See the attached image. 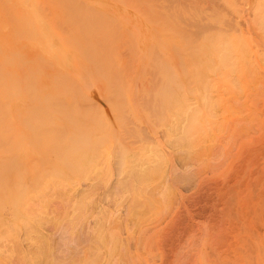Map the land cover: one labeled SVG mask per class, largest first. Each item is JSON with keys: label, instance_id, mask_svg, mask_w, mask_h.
I'll list each match as a JSON object with an SVG mask.
<instances>
[{"label": "rangeland", "instance_id": "obj_1", "mask_svg": "<svg viewBox=\"0 0 264 264\" xmlns=\"http://www.w3.org/2000/svg\"><path fill=\"white\" fill-rule=\"evenodd\" d=\"M80 1L0 28V264H264V0Z\"/></svg>", "mask_w": 264, "mask_h": 264}, {"label": "bare ground", "instance_id": "obj_2", "mask_svg": "<svg viewBox=\"0 0 264 264\" xmlns=\"http://www.w3.org/2000/svg\"><path fill=\"white\" fill-rule=\"evenodd\" d=\"M53 1H54V2H53ZM56 1H57V2L59 1V2H61V3H63L62 1H64L63 4H66L67 2H68V3L71 2V3L73 4L75 1H76L75 3H77V0H0V23L3 25V26H2V25L0 24V26H1L0 28H3V27H4L3 30L5 31V33L8 32V33H10L11 35L17 36V38L14 37V38H15V41H14L13 36H8V34H7V36H8L10 39H9V40H6V39H8V38L6 37V39L4 38L5 40H3V41H10V40H11V37H12V40L14 41V43H15V45H16V43H17V42H16V39H17L18 42L21 41V43H22V39H23V40H25L27 47H28L29 49H33L32 47H29V46H30V44H29V43H30L29 38L32 37V33H30V35H27V37H28V41H29V42L27 41V39H25V38H26L25 35L28 34L29 32L26 30V27H27V26H24V25H25V24H24V20L26 21V19H29V20L33 21L32 23H34V20H35V23H36L37 21H39V22L41 21V24H43V25H44V24H45V25L50 24V22H48V21H50V19H51L50 16H52V15L50 14V12L52 11V9L50 8V5H51L52 3L55 5V4H56ZM69 1H70V2H69ZM83 1H84V2H87V3L90 2L91 4H92V2H93V3H95L94 5H96V3H99V2H102V3L105 2L104 0H81L80 2H83ZM108 1H110V2H111V1H119L122 5H123V4H124V5L126 4V6H127L128 1L130 2L131 0H108ZM125 1H126L127 3H125ZM134 1H135L136 3H138V5H139V4L143 5L142 2H144V1H145V2H146V1H147V2H150L151 0H149V1H148V0H134ZM134 1H132V4H133L132 6H135V3H133ZM137 1H138V2H137ZM140 1H142V2L140 3ZM155 1H157V0H154V2H155ZM167 1H168V0H167ZM51 2H52V3H51ZM65 2H66V3H65ZM78 2H79V0H78ZM84 2H83V3H84ZM106 2H107V1H106ZM122 2H123V3H122ZM147 2H146V3H147ZM61 3H60L59 5H61ZM68 3H67V5H70V4H71V3H70V4H68ZM75 3H74V4H75ZM111 3H112V2H111ZM117 3H118V2H117ZM53 4H52V5H53ZM79 4H80V3H79ZM79 4H78V5H79ZM105 4H106V3H105ZM121 4H120V5H121ZM144 4H145V3H144ZM76 5H77V4H76ZM80 5H81V4H80ZM82 5H83V4H82ZM128 5H129V3H128ZM130 5H131V3H130ZM65 6H66V5H65ZM52 7H59V6H58V3H57V6L55 5V6H52ZM22 9H23V10H22ZM24 9H25V10H24ZM53 11H54V10H53ZM51 13H52V12H51ZM54 13L57 14L58 12H54ZM54 13H53V15L55 16L56 14H54ZM59 15H60V11H59ZM57 16H58V15H57ZM15 19H16V20H15ZM52 19H53V18H52ZM21 20H22V24H23V25H21L20 23H19L20 25L18 24V22H20ZM29 20H27L25 23L27 24V22H29L28 25H29V27H30V25H32V23H30ZM10 21H11V22H12V21H13V22L17 21V24H15V23H14L15 25H14V24H11ZM8 22H9L10 24H9ZM42 22H43V23H42ZM44 22H45V23H44ZM46 22H47V24H46ZM35 23H34V25H36ZM37 24H38L39 26H41L38 22H37ZM34 25H33V30L35 29V26H34ZM38 25H37V26H38ZM45 25H44V27H45ZM16 26H17V27H16ZM37 26H36V29H37ZM48 26H49V27H48ZM48 26L46 27V28H47V31H45V32L42 31L43 33H45V34H46V33H50V32H49V31H50V29H49V28H50V25H48ZM14 27H16V28H14ZM22 27H23V28L25 27V28L23 29ZM29 27H27V28H28V29H31V27H30V28H29ZM44 27H43V30L45 29ZM21 28H22L25 32H26V31H27V32L24 33V31H23ZM38 28H39V27H38ZM13 29H15V30H13ZM17 29H18L19 31H18ZM20 29H21V30L23 31V33L25 34L24 36H23V35H19V34H22V31H21ZM39 29H40V31L42 30V28H39ZM31 30H32V29H31ZM45 30H46V29H45ZM48 30H49V31H48ZM0 31L2 32L1 29H0ZM6 31H7V32H6ZM35 31L37 32L38 29L35 30ZM40 31H39V32H40ZM12 32H13V34H12ZM15 32H16V34H15ZM17 32H18V33H17ZM32 32H33V31H32ZM42 32H41V33H42ZM53 32H54V31H53ZM55 32H57V31L55 30ZM5 33H0V40L3 39V38H2L3 35L6 36ZM34 33H35V32H34ZM59 33H60V32H59ZM2 34H3V35H2ZM17 34H18L19 36H23L22 38L19 37L21 40L18 39V35H17ZM37 34H38V33H37ZM39 34H40V33H39ZM45 34H44V36H45ZM42 35H43V34H41V36H42ZM46 35H48V37L45 36L46 39H49L50 34H46ZM56 35L59 36V34H56ZM60 35H61V37H62V33H60ZM30 36H31V37H30ZM34 36H35V35H34ZM36 36H37V35H36ZM36 36H35V39H36ZM24 37H25V38H24ZM38 37H40V36H38ZM38 37H37V38H38ZM54 37H55V36H54ZM42 39H43V38H39V40H38L39 43L42 42L41 47H45V44H46V45L49 44V42L47 43L46 40L43 41ZM58 39H59V38H58ZM177 39H178V40H177V42H176V43H177L176 51H180V52H181V51H182V52H188V50H191V49L195 48V47H194L195 45L193 44L192 41L189 42V43H188L187 41H185V39L183 38V34H182V36L180 35ZM19 40H20V41H19ZM33 40H34V38H33ZM40 40H42V41L40 42ZM60 40H61V39H60ZM36 41H37V40H36ZM36 41L31 42V46H34V44H35ZM47 41H48V40H47ZM49 41H50V39H49ZM27 42H28V43H27ZM44 42H46V43H44ZM1 43H2V42H1ZM7 43H8L7 45H8L9 47L6 46V45H5V46L11 49V47H12L11 45L13 44V42L10 41V42H7ZM10 43H12V44H10ZM21 43H20V44H21ZM23 43H24V42H23ZM23 43H22L21 45H23ZM33 43H34V44H33ZM39 43H38V46H40ZM3 44H4V42L2 43V46H1V44H0V46H1L2 49H3ZM5 44H6V43H5ZM9 44H10V45H9ZM17 44L19 45V43H17ZM28 44H29V45H28ZM32 44H33V45H32ZM15 45H13V47H14ZM18 45H17L16 47H18ZM35 45H37V42H36ZM43 45H44V46H43ZM49 45H50V44H49ZM38 46H37V47H38ZM6 47H4L5 52H6V49H7ZM34 47H35V46H34ZM37 47H35V49H36ZM49 47H50V46L45 47V48L47 49V48H49ZM21 48H23V49L26 48V47H25V43H24V47H21ZM21 48H20V49H17L15 52L18 51V53H20ZM71 48H72V47H71ZM73 48H74V47H73ZM73 48H72V49H73ZM75 48H77V47H75ZM2 49H0V53H1V54L4 53L3 55L6 56V55H5V52H3ZM26 49H27V48H26ZM26 49L23 50V51H24V54L27 52ZM29 49H28V51H29ZM39 49H41V48L39 47ZM8 50H9V49H8ZM8 50H7V51H8ZM13 50H15V49L13 48ZM19 50H20V51H19ZM49 50H50V49H49ZM49 50H48V52H49ZM51 50H52V49H51ZM69 50H70V49H69ZM1 51H2V52H1ZM11 51H12V50H11ZM25 51H26V52H25ZM30 51H31V50H30ZM38 51H39V50L37 49V51H36L37 53L34 54V55L37 54V56H36V60H37V61H36L35 63H39V62L41 63V61H43L42 59H40V61L38 62L39 58H41V55L39 56V54L41 53V50H40V52H38ZM55 51H56V50H55ZM9 52H10V51H9ZM12 52H14V51H12ZM12 52H11V53H12ZM15 52H14L13 54H9V53H7V56H6L7 59H6V60H4L3 55L0 54V57L2 56V58H3V59H2L3 61L0 60V62L2 63V62L5 61V62L8 63V62H9L8 60H10V59H11V61H10L11 63L15 62L16 59H15L14 57L18 58V55H17V56H14V55L16 54ZM53 52H54V50H53ZM57 52H58V51H57ZM75 52H76V51H75ZM79 52H80V51H79ZM79 52H78V53H79ZM18 53H17V54H18ZM21 53H22V51H21ZM58 53H59V52H58ZM60 53H62V52H60ZM80 53L82 54V52H80ZM8 54L10 55V57L8 56ZM22 54H23V53H22ZM24 54H23V56H24ZM27 54H29V53L27 52ZM27 54L25 55V57L28 58L29 55H27ZM48 54H49V53H47V55H48ZM53 54H54V57H56V55H58V54H56V53H53ZM64 54H65V53H64ZM34 55H33V56H34ZM60 55H61V54H60ZM67 55H68V54H67ZM72 55H73V54H72ZM11 56H14V57H12V58H13V61H12ZM49 56H50V55H49ZM49 56H48L47 62H46V60H45V62H46L47 64L45 63L46 65H44V61H43V62H42L43 64L41 63V65H44L45 67L48 66V69H49V71H50V68H51L52 66H51V64H48L49 58H51V56H50V57H49ZM6 57H5V58H6ZM29 57H30V56H29ZM31 57H32V56H31ZM37 57H38V59H37ZM52 57H53V56H52ZM59 57H60V56H59ZM9 58H10V59H9ZM19 58H20V55H19ZM19 58H18V59H19ZM60 58H61V57H60ZM68 58H69V57H68ZM0 59H1V58H0ZM24 59H25V58H24ZM58 59H59V58H58ZM62 59H63V58H62ZM19 60H20V59H19ZM30 60H33V59L31 58ZM53 60H55V59H53ZM56 60H57V59H56ZM25 61H27V60L25 59ZM62 61H63V60H62ZM67 61H70L69 64H71V62H72L71 59H67ZM17 62H18V60H16V63H17ZM1 63H0V67H1V66H5V67H2V68H1V70H0V74H1L2 76L4 75L5 78L8 77L9 80H7V81H9V82L5 81V82H6V83H5V82L3 81L4 76L2 77V76L0 75V97H2V96L4 95L5 92L7 93V95H6V93H5V95L8 96V92H7V91H9V93H10V90H11L9 86H11V85H15V86H13V87H16V85H17V86H18V85L20 86V83H21V84L23 83V81H24L23 78H25V77L28 78L29 80H31V79H33V81L35 80V82H32V83L35 84V87L39 86V85H38L39 82H40V83H46V84H47V87L50 86V85H49V83L51 82V81H50V76H49V75H50V72H46L47 69H46L45 67L42 66L43 68L46 69L45 72H46V73H49V74H46V73L43 71V68L40 67V66H41V65H39L40 63H39V64H36L37 66H39V67L36 66V68L33 67L34 64H35L34 62H33V66L30 64L31 67H29V68H31V71H30V70H29V71L31 72L30 76H32V75H33L32 70H35V69L39 70V69L41 68V69H42V70L40 69L41 71L39 70V71L37 72V70H36L35 72H36V74L39 75V76H40V73H41V72H42V73L44 72L45 75H42V74H41V76H42L41 78H42V79L36 77L37 75H35L36 78H35L34 76H32V77L30 78V77L27 75L28 72H26V74H25V75H27L28 77H27V76H23V78H22L21 73H22V75H24L23 72H25L26 69L23 70V68H25V67H23V66H24L23 64H25V63L22 64L21 61L19 62V64H15V65H14V66H16V65L19 66L20 64L22 65L20 68H21V70H23V71H21L20 68H18V69L21 71L20 74H19V72H16V71H17V70H16V67H14V69H12V64L9 65V67H11V69H9V67H6V65H7L6 63H3V64H1ZM49 63H51V60H50ZM8 64H9V63H8ZM13 64H14V63H13ZM26 64H27V63H26ZM28 64H29V63H28ZM65 64H68V63H65ZM30 65H25V66L28 67V66H30ZM49 65L51 66L50 68H49ZM7 66H8V65H7ZM53 66H54V65H53ZM57 66H58V65H57ZM4 68H6V70H5ZM7 68H8V70H7ZM32 68H34V69H32ZM60 68H61V67H60ZM2 69H3V70H2ZM51 69H52V68H51ZM11 70H12V71H11ZM13 70H14L15 72H14ZM27 70H28V68H27ZM1 71H2V72L4 71L3 73H5V74H3ZM5 71H6V72H5ZM8 71H9V72L11 71L12 74L10 73L11 75H9V72H8ZM54 71H55V70H54ZM54 71H53V72H54ZM35 72H34V73H35ZM13 73H15V74L17 73V74H19V75L16 74L17 76H14L15 74L13 75ZM44 73H43V74H44ZM58 73H59V71H58ZM58 73H57V74H58ZM62 73H63V72H62ZM62 73H61V74H62ZM7 74H8V75H7ZM6 75H7V76H6ZM46 75L48 76L49 79H46V78H45V77H47ZM62 75H63V74H62ZM62 75H61V76H62ZM10 76H11L12 78L15 77V79H16L18 82H16V80H15V83H16V84H10V81H11V80H12L11 83L14 82V79L11 78V80H10ZM13 76H14V77H13ZM18 76H19V77L21 76L20 78L23 79V80H19L20 78H16V77H18ZM43 76H45V77H43ZM59 76H60V75H58L57 77L59 78ZM61 76H60V77H61ZM63 76H64V75H63ZM57 77H56V78H57ZM26 78H25V79H26ZM37 78H38L39 80H41V81H39V80L37 81V80H36ZM43 79L45 80L44 82H42ZM59 79H60V84H61V80H62V82H63L64 80H63V78H59ZM4 80H6V79H4ZM29 80H28V81H29ZM46 80H47V81H50V82H46ZM57 80H58V79H57ZM57 80H56V81H57ZM65 80H66V77H65ZM19 81H20V83H19ZM56 81H55V82H56ZM37 82H38V83H37ZM57 82H59V80H58ZM8 83H9V84H8ZM17 83H18V84H17ZM25 83H26V81H25ZM25 83H23V84H24V88L27 87V86L25 85ZM29 83L32 84L31 82H29ZM29 83H27L28 86L30 85ZM40 83H39V84H40ZM51 83H53V82H51ZM6 84H7V85H6ZM34 84H32L33 88H34ZM46 84H44V85L41 84V85L39 86L40 88H41V86H43L42 89H40V91H41V90H42V91H45V90H43V89H46L47 92H48L49 89L44 88V87H46ZM54 84H55V83H54ZM54 84H53V85H54ZM58 84H59V83H57V86H56V87H58V88H55V87L53 88L54 90L56 89V91H57L58 89H60L59 86H58ZM5 85H6V86H5ZM48 85H49V86H48ZM7 86H8V87H7ZM22 86H23V85H21V89L19 88V90H18V88H14L15 91H14V89H13V91L16 92V89H17V91H20V92L22 91V94H23V91H24L25 89H24V88L22 89ZM54 86H55V85H54ZM61 86H62V84H61ZM67 86H68V85H67ZM67 86H65L64 89H66ZM50 87H51V86H50ZM50 87H49V88H50ZM5 88H6V89H5ZM7 88H8V90H7ZM11 88H12V87H11ZM33 88H32V90H33ZM27 89L29 90L28 87L26 88V91H27ZM30 89H31V86H30ZM36 90L38 91L39 88H36ZM36 90L34 89L32 92L34 93V91H36ZM54 90H53L52 92H54ZM60 90H63V89L61 88ZM26 91H24V95H25L24 100H26V99L29 98V95H30L29 92H30L31 90H29V91H27V92H26ZM37 91H36V92H37ZM67 91H68V89H67ZM67 91H66V93H69V92H67ZM14 92H13V93H14ZM20 92H19V93L16 92V93H18L17 96L21 94ZM32 92H31V93H32ZM36 92H35L34 94H36ZM38 92H39V91H38ZM58 92H59V91H57V93H58ZM16 93H15V95H16ZM25 93H28V94H29V95H28V98H26L27 95H26ZM40 93H41V92H40ZM43 93H44V92H43ZM43 93H42V95H43ZM45 93H46V91H45ZM45 93H44L43 96H44V97L47 96V97H46V99H44V97H43L44 100H42V101H46V102H48V104H50V100H52V99H50V94L53 95L54 93H50V90H49V92H48V93H49V94H48L49 96H48V95L45 96ZM22 94H21V95H22ZM46 94H47V93H46ZM12 95H14V94H9V96H10L9 99H10L11 97H14V96H15V95H14V96H12ZM21 95H20V98H23V97H21ZM37 95L40 96L41 94L39 95V93H38ZM37 95H36V96H37ZM56 95H57V94H56ZM60 95H61V94H60ZM6 96H5V98H8V97H6ZM17 96H15L17 99L12 100V98H11V100H12V101H17V102H18V101H21V100L23 101V99L19 100L20 98H18ZM32 96H34V97L36 98L35 95L32 94ZM38 96H37V98H38ZM65 96H66V95H65ZM3 97H4V96H3ZM3 97H2V98H3ZM15 97H14V98H15ZM30 97H31V96H30ZM34 97H33V98H34ZM56 97H57V96H56ZM61 97H62V95H61ZM2 98H1V101L3 102V99H2ZM33 98H32V99H33ZM40 98H41V97H40ZM51 98H52V96H51ZM53 98H54V95H53ZM54 99H55V98H54ZM29 100L31 101V98H29ZM34 100H36V99H34ZM5 101H7V100H5ZM9 101H10V100H9ZM0 103H1V102H0ZM2 104H3V103H2ZM2 104H0V106H1L2 108H4ZM48 104H46V105H48ZM14 105H15V104H14ZM11 106H12V105H11ZM14 108H15V107H14ZM27 108H28V107H27ZM0 109H1V108H0ZM48 109H50V108H48ZM3 110H4V109H1V111H3ZM27 110H28V109H27ZM30 110H31V109H30V107H29V111H30ZM1 111H0V112H1ZM49 111H50V110H49ZM1 113H2V112H1ZM1 113H0V116H1ZM2 117H3V116H2ZM0 118H1V117H0ZM193 118H194V117H193ZM193 118L191 117L190 121H194ZM188 119H189V118H188ZM1 120L3 121L2 118H1ZM1 120H0V135L3 133V132L1 133V130L4 129V128H3V125H1ZM2 124H3V122H2ZM194 124H195V121H194ZM1 126H2V128H1ZM0 140H1V139H0ZM0 143H1V142H0Z\"/></svg>", "mask_w": 264, "mask_h": 264}]
</instances>
